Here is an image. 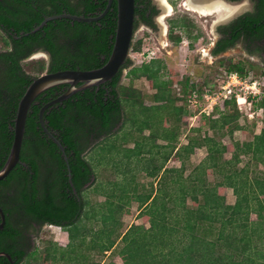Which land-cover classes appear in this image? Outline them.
<instances>
[{
	"label": "trees",
	"instance_id": "16d2710c",
	"mask_svg": "<svg viewBox=\"0 0 264 264\" xmlns=\"http://www.w3.org/2000/svg\"><path fill=\"white\" fill-rule=\"evenodd\" d=\"M254 1L255 14L221 28L226 32L222 45L232 46L240 39L244 21L251 22L246 28L253 33L264 29V0ZM107 4L108 0H0V34L3 39L0 50V170L11 152L19 102L34 78L26 73L23 62L42 49L51 56L50 72L101 68L110 58L114 46L117 2L114 1L109 13L99 22L58 19L47 22L34 33L32 31L46 18L55 15L67 13L95 17L105 10ZM136 6L139 20L135 22V28L140 22L154 26L151 17L147 16L150 0H136ZM154 9L152 7L153 13L156 12ZM186 24V21H173L170 28L173 31L177 27H188ZM228 30L233 32L232 39H229ZM170 38L175 44L181 41V37L172 34ZM226 47L216 48L214 54L218 55ZM225 66L228 73L235 72L243 78L248 75L234 64ZM162 69V62L154 60L130 71L131 76L143 77L150 82L156 90L154 102L157 105H143L140 95L135 96L130 90L119 87L121 75L118 74L99 92L96 88L80 91L45 112L47 127L66 147L71 180L65 161L60 159V174L54 179V174L50 177V173L43 190L38 187L37 162L26 153L31 147L37 153L46 141L52 143L42 129H37L41 106L36 102L44 96H47L45 102L48 101L50 95L67 85L52 88L36 99L28 114L21 155L22 161L30 168L17 165L6 180L0 181V190L13 181L18 183L15 208L11 210L6 203L0 202L7 216V224L0 231V251L15 255L14 249L2 247L11 238L10 231L14 230L10 214L15 222L52 224L67 230L68 249L55 248L50 252L51 249L47 248L46 258L49 260H55L57 252L61 251L67 256V259L63 257L64 261L88 264L84 261L88 255L81 252L85 250L103 255L111 252L123 264H264V170L259 169V166L264 168V128L247 142L235 141L228 145L219 139L224 135L232 136L240 128L242 113L234 95L216 106L211 115H200L199 119L208 121L214 135L194 136L188 144L178 147V132L171 129L170 121L165 117L174 108L173 116L180 121L182 116L190 114V98L202 99L205 91L193 93L196 87L193 85V90L183 99L184 106L177 107L170 97L171 82L162 79ZM181 85L184 92L190 83L186 80ZM110 87L111 93L108 92ZM258 110L264 111V96L253 100L251 111ZM159 113L163 118L158 120L165 121V125L155 129L156 123L151 118L160 116ZM122 122L135 127L139 134L150 129L151 135L136 140L134 148L117 147L115 143L110 145L108 155L111 160L119 156L117 164L130 168L128 172L131 173L124 171L120 181L110 184L113 187L108 191L106 201L89 206L86 199L89 192L93 188L96 193L106 189L100 184L84 188L92 177L95 178V171L82 154L93 142L112 135ZM193 131L199 132V129ZM132 135V132L125 133L123 140ZM157 139L167 144L157 145ZM199 148L207 149V157L187 173V161ZM55 149L58 150L57 146ZM228 153L231 159H223ZM157 154L162 155V163L150 168ZM57 157H61L60 152ZM243 157H249L250 162L240 167ZM171 159L180 162L181 167L166 168ZM140 167L149 177L157 179L159 189L140 193L136 182V171L141 170ZM213 175H220V180L210 182L209 177ZM117 186L122 188L120 192ZM230 188L236 197L233 205L226 202V190ZM133 202L139 203L138 219L148 223L149 227L133 224L122 232L121 218L130 214ZM253 214L255 219H252ZM82 220L98 221L100 225L98 230L90 231L89 242L85 239L87 231L84 226H79ZM20 260H16V264ZM0 264L10 263L6 257H0Z\"/></svg>",
	"mask_w": 264,
	"mask_h": 264
},
{
	"label": "rangeland",
	"instance_id": "374dc122",
	"mask_svg": "<svg viewBox=\"0 0 264 264\" xmlns=\"http://www.w3.org/2000/svg\"><path fill=\"white\" fill-rule=\"evenodd\" d=\"M166 1L171 6L169 10H167L164 0H155L156 5L159 7V14L155 19L154 27H148L144 24H140L138 26L134 35L132 49L130 52V58L128 62L130 64L122 72L119 87L130 90L131 94H134L135 96L140 95L143 105H157L156 102H154L156 90L152 88L150 82L143 77L135 78L134 76H131L130 71L140 68L145 63L159 60L163 64V69L161 72L162 79L171 82L170 97L175 100L174 105L177 107H182L185 104L183 99L186 95H188V91L190 89H184L183 92V85H181V82L183 81L188 80L189 83L194 84L196 86L194 88L195 90L205 91L204 97L202 99H199L195 96L190 98V101H188L190 114L182 116L180 121H176L175 117L173 116L175 113L174 108H172L170 113L166 111L170 115L166 116L165 119H169L171 129L178 132L177 146L180 147L181 145L188 144L194 136H204L205 134H209L210 136L214 135L207 120H200V115L194 116L197 111L194 105L206 107L207 99L205 96L212 93H217L214 97V99H217L219 91L221 92L222 87L225 85L229 75L235 74V72H227V68L225 66L227 65L226 63H244L242 60H246L245 57H243L239 47H236L233 51L227 52L224 56L216 58L211 57L209 51L213 47L214 41L218 38L219 29L225 25H228L231 20L241 15L244 11L230 17H228L227 12H219L213 15L203 16L199 12L189 8V0ZM230 4L245 5V11L251 10V3L249 0H242L238 3H229V5ZM173 21H186V25H188V27H177L172 31L170 26ZM167 32L169 34H167ZM171 34L174 37H181V42L175 44L170 38ZM195 38L198 39L195 40ZM2 48L3 39L2 35L0 34V50ZM48 61L49 57L45 53H35L32 57L23 62L24 70L29 75L38 77L44 73H47ZM257 61L258 59H254L251 63H258ZM258 79L263 82L262 87H264V77L261 75L258 76ZM255 81L257 80H253V82ZM249 85L253 86L254 84ZM192 101H196L197 103H193ZM219 105L220 104L218 103V106ZM237 105L238 107L240 106L238 109L242 113V116L239 120V130L234 131L232 136L224 135L219 138L220 140L223 139V142L228 145L235 141H251L254 135L260 133V131L264 128V111L258 110L256 112H252L251 106L249 104L239 105L237 102ZM162 113L164 112H161V114ZM161 114L160 116L153 115L151 118L153 122L156 123L155 129L162 128L165 125V121L161 123L162 119L158 120L160 117L163 118ZM130 126L131 125L129 124L124 125L123 122L120 123L112 135L103 137L98 141L93 142L91 148L86 153L87 160L92 163L95 171V179L93 181L94 183L92 184H96V186L97 184H100L103 187L105 186L104 188L106 189V191L96 193L94 192L93 188L86 196L89 206H94L106 201V195L113 187L110 186V184L117 182L118 180L120 181L123 177L122 173L124 171L129 173L128 171L130 168L117 164L119 161L118 158H120L119 156L114 160H111L112 157L108 155V152L112 148L110 145L115 143L117 147L134 148V142L136 140H141L142 138L149 137L151 135L152 130L150 129H146L143 133L139 134L135 127L132 128ZM193 129H199V132H194ZM127 131H131L133 135L131 138L130 136H127L125 141L123 140L125 133H131ZM156 143L157 145L167 144L162 139H157ZM146 156L150 157L149 154ZM206 157V148L196 149L194 154H192L187 161V173H189V171H191L194 166L199 165ZM223 159H231V154H225ZM249 159V157H243L240 167H243L249 163ZM152 161L153 164L150 165V168H152L154 165L159 166L162 163V155L157 154ZM144 166H146V163ZM141 167L139 168L141 170L136 171V182L140 186V193L145 194L152 190L159 189L160 186L157 185V179L149 177L147 172ZM168 167L180 168L181 163L171 159L166 164V168ZM253 169L254 166L251 167V170ZM259 169L264 170V168L261 166H259ZM219 176H210L209 181L215 183L220 180ZM116 188L119 192L122 189H120L119 186ZM164 188L168 189L167 187ZM226 202L229 205H233L236 202V197L231 188L226 190ZM130 209V214L124 215L121 218L122 232L126 231L133 224H144L146 227H149L148 223H145L142 219H138L137 217L139 214V203H131ZM252 219H255L254 214L252 215ZM79 226L81 228L84 226L85 231H87V236L85 237L86 242H89L90 240V231L98 230L100 228L98 221L84 220L83 222L82 220L79 223ZM69 243V234L66 229L57 226H46L40 234V240L38 244L39 252L37 254L34 253V256H31L30 259L27 260V264H68L69 262L64 261L63 259V257L66 258L67 256L61 253V251L57 252V258L55 260H49L46 258V249H51L50 252H53L55 248L65 250L68 249L67 247ZM81 252L84 255H88L87 258L84 259V261L88 264H123L121 259L117 255L111 254V252H108L104 255L98 253L97 251L87 252L82 250Z\"/></svg>",
	"mask_w": 264,
	"mask_h": 264
},
{
	"label": "flooded vegetation",
	"instance_id": "af4514ba",
	"mask_svg": "<svg viewBox=\"0 0 264 264\" xmlns=\"http://www.w3.org/2000/svg\"><path fill=\"white\" fill-rule=\"evenodd\" d=\"M195 1H199V0H195ZM227 1H230V0H227ZM249 1L251 3V10H249V11L248 10L247 11L244 10L245 13L243 12L241 15L235 17L233 20H231L228 23V25H225L223 27L230 26L231 24L236 22L241 17L255 14L256 2L254 0H249ZM230 2H233V1H230ZM150 6H151V8L149 9V11H147V16L151 17L152 22L154 24L155 23V19L158 17V14H159V7L156 5L155 0H150ZM152 7L155 8L154 9L156 11L155 13H153ZM135 14H136V12H135ZM137 20H139L138 16H136V21ZM140 24H144V25H146L148 27H154L155 26V24H154V26H149L148 24H146L144 22H140L139 25ZM243 25H244V28L242 29L240 39L236 40L234 45L227 46V47H226V44L222 45V41H223V39L225 37V33L226 32L224 33V30L221 29L223 27H221L219 29V31H218L217 40L214 41L213 47L209 50L210 51V56L214 57V58L221 57V56H224L227 52L233 51L236 47H239L243 57H245V59H246V60H242L244 63L238 62V63H226V64L227 65L234 64V65L239 66L242 69H244L247 72V74H248L245 77H250L252 79H255V78L258 79V76H261V75L264 77V29L261 30L259 33H253V31H250V30H248V28H246L247 26L251 25V22L244 21ZM135 30H137V28ZM2 32L4 33V35H6L5 34L6 32H4L3 30H2ZM167 34H169V33L167 32ZM227 34L231 35V37H229V39H232V34H233L232 30H228ZM197 39L198 38H195V40H197ZM224 46L226 47V49L223 52L219 53L218 55L214 54V51H215L216 48L224 47ZM38 52H42V53H45L46 55H48V57H49L48 65H50V62H51L50 54L48 52L42 50V49L36 50L35 53H38ZM34 54H32L30 57H32ZM220 59H222V58H220ZM254 59H258V61H257L258 63H251ZM128 61H129V59H128ZM128 61L125 64V66L121 69V71L119 72L121 77H122L123 70L127 67V65H129ZM67 70H71V69H67ZM74 70H81V69H74ZM81 71H87V70H81ZM47 72L51 73L49 71V69L47 70ZM257 74H259V75H257ZM113 79L111 81L107 82V83H112ZM120 81H121V78H120ZM120 81H119V85H120ZM107 83H105V84H107ZM105 84H102L99 87H92V88H89V89L96 88V91L99 92L100 88L102 86H105ZM193 85L194 84L190 83V86L188 87V89H190V90L188 91V93H190L193 90L192 89ZM57 87H59V86H57ZM57 87H54V88L56 89ZM61 87L62 88H60L59 91H55L52 95H50L48 97V101L45 102V98H47V96H44L40 100H38L36 102V105L37 106H41V109H42L45 105H47L48 103L52 102L53 100L57 99L59 96L64 94L67 91L69 86H61ZM50 91H51V89H50ZM108 92L109 93L112 92V88L111 87L108 89ZM192 92L196 93V90H194ZM41 103H43V104H41ZM52 106H54V105H52ZM52 106H50V107H52ZM49 108H47L46 111ZM44 121H45V119H44ZM48 124H49L48 121H45L46 127H47ZM37 129L38 130H40V129L43 130V128H42V126L40 124V113H39V126L37 127ZM48 130H49V128H48ZM43 132L45 133L44 130H43ZM51 133L54 134L53 132H51ZM47 137L49 138L48 135H47ZM60 143L62 144L61 141H60ZM55 146H57L58 150L55 149ZM63 147H64L65 152H66V147L64 145H63ZM90 148H91V146L82 154V156H85ZM22 152H23V146H22V150H21V155H22ZM59 152L61 153V157L60 158L57 157V153H59ZM26 153L29 154L30 157H33L32 159H34L37 162L38 171L40 173V175L38 177V187H39L40 190L44 189V187H45V179H47V177H49L50 173H51L50 177H52L53 174H54V179H56L57 175L60 174V171L62 170L61 169L62 166L60 164V159H63L65 161V163H66V165L68 167V171L70 170V168L68 166L69 165L68 156H67V159H66V157L63 155V153L60 150V148L58 147V145L53 140H52V143H50L49 141H46L43 144V148L38 149L37 153L32 151V147L28 148V150H26ZM21 155H20V162L17 165L24 166V167H26V169L29 170L30 167L26 164V162L22 161ZM68 176L70 177V171L68 173ZM7 178H5L4 180H6ZM94 179L95 178L92 177L91 182L86 184L84 186V188H88L93 183ZM4 180H2V181H4ZM17 189H18V183L16 181H13V182L10 183V185H8L6 187H3L0 190V202H2L4 204L6 203L8 208H10L11 210L15 208L14 207V201L16 200L15 193H16ZM75 194L78 196L77 192ZM4 214H5V212H4ZM9 216H10V220H11V222L13 224V229L14 230L10 231V233H12V236H11V238L8 239V243L3 244L2 247L4 249H5V247L7 249L10 247V248L14 249V251H15V255L14 256H11L9 254L11 256V258H12V261H10L8 259L10 264H16V260H18V259H21L18 262V264H26L27 259H29L31 256H34L33 255L34 253L37 254L39 252L38 244H39V240H40V234L43 231V229L46 226H54V225H52V224L38 225V224H36L34 222H31V224H29L28 222H25L23 220L15 222V219H13V217H11L10 214H9ZM0 219H1V221H0V224H1V222H2L1 215H0ZM5 219H6V223H5V225H6L7 224V216H6V214H5ZM4 228H5V226H4ZM3 229H1V230H3ZM0 252H6V251L2 250Z\"/></svg>",
	"mask_w": 264,
	"mask_h": 264
},
{
	"label": "water",
	"instance_id": "95a60500",
	"mask_svg": "<svg viewBox=\"0 0 264 264\" xmlns=\"http://www.w3.org/2000/svg\"><path fill=\"white\" fill-rule=\"evenodd\" d=\"M115 0H108V4L105 10L96 15L95 17H83L71 14H61L48 17L44 22L32 32H36L43 28L47 22L68 19L73 22H99L104 19L111 10ZM227 3H238L223 0ZM117 2V29L114 39V46L110 58L101 68L81 71V70H64L58 72H47L38 77L32 79L31 84L26 89L23 97L21 98L16 118L14 120L13 133L14 139L11 148L10 155L4 167L0 170V181L4 180L9 176L11 171L20 162V155L23 146L26 124L29 111L35 102V100L44 92L61 85L69 86L67 91L59 96L57 99L45 105L40 111V124L45 133L51 138L60 148L63 155L67 159V155L63 145L60 141L52 134L45 125L44 113L47 108L52 105L62 103L68 100L76 93L92 88L99 87L111 81L121 69L125 66L128 59L130 58V52L132 49V43L135 35V21H136V0H116ZM80 84V85H79ZM79 85V86H78ZM70 171V170H69ZM71 180V174H70ZM0 215L2 222L0 224V230L4 228L6 219L3 209L0 207ZM0 257H6L12 261L11 256L6 252H0Z\"/></svg>",
	"mask_w": 264,
	"mask_h": 264
},
{
	"label": "built area",
	"instance_id": "2783aa9c",
	"mask_svg": "<svg viewBox=\"0 0 264 264\" xmlns=\"http://www.w3.org/2000/svg\"><path fill=\"white\" fill-rule=\"evenodd\" d=\"M253 80H257L258 82H253ZM249 84L254 85L250 86ZM262 84L263 82L256 78H243L236 73L230 74L227 81L225 82V85H223L222 87L223 91H219L217 99H214L217 93L211 92L212 94L205 96V98L207 99L206 107L194 105L197 111L200 109L199 112L196 111L194 116H199L201 114H205L207 116L211 115L215 107L218 106V103L221 105L224 101L231 99L234 95L236 96V101L239 105L249 104L250 106H252L253 100L258 98L259 96H264V87H262ZM192 102L197 103L196 101Z\"/></svg>",
	"mask_w": 264,
	"mask_h": 264
},
{
	"label": "bare ground",
	"instance_id": "6f19581e",
	"mask_svg": "<svg viewBox=\"0 0 264 264\" xmlns=\"http://www.w3.org/2000/svg\"><path fill=\"white\" fill-rule=\"evenodd\" d=\"M165 6L167 10L171 8L166 0H164ZM188 6L190 9H193L196 12H199L201 15H213L219 12H227L228 17L238 14L244 9H246L245 5H236V4H227L223 0H189Z\"/></svg>",
	"mask_w": 264,
	"mask_h": 264
}]
</instances>
